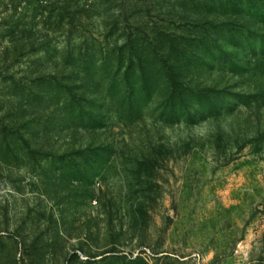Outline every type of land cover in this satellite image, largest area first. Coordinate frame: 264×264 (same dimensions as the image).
<instances>
[{
  "label": "rangeland",
  "instance_id": "374dc122",
  "mask_svg": "<svg viewBox=\"0 0 264 264\" xmlns=\"http://www.w3.org/2000/svg\"><path fill=\"white\" fill-rule=\"evenodd\" d=\"M0 264H264V0H0Z\"/></svg>",
  "mask_w": 264,
  "mask_h": 264
}]
</instances>
